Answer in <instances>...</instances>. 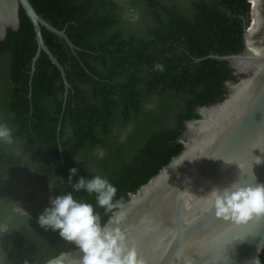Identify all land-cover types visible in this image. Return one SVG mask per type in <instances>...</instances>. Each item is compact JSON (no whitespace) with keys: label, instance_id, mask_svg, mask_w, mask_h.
<instances>
[{"label":"trees","instance_id":"obj_1","mask_svg":"<svg viewBox=\"0 0 264 264\" xmlns=\"http://www.w3.org/2000/svg\"><path fill=\"white\" fill-rule=\"evenodd\" d=\"M30 1L76 48L42 27L70 83L65 96L61 72L44 51L32 69L37 40L22 8L19 30L0 39V124L13 137L0 141L4 264H45L78 248L38 218L79 176L100 175L117 188L111 209L96 208L104 224L183 150L185 122L201 118L196 109L221 100L226 83L240 77L211 56L243 50L250 11L249 0ZM130 10L136 18L125 16ZM73 196L95 206L94 193Z\"/></svg>","mask_w":264,"mask_h":264},{"label":"water","instance_id":"obj_2","mask_svg":"<svg viewBox=\"0 0 264 264\" xmlns=\"http://www.w3.org/2000/svg\"><path fill=\"white\" fill-rule=\"evenodd\" d=\"M256 4L258 18L250 30V1L243 50L211 56L227 61L239 79L226 83L221 100L196 109L201 118L185 122L183 150L130 193L104 223L120 229L124 243L136 249L143 264H264V215L246 222L226 219L216 214L208 198L214 186L264 184V0ZM20 8L36 34L32 69L44 51L59 68L67 96L70 83L65 69L48 47L42 27L63 37L73 50L76 46L30 0H0V39L9 29L19 30ZM62 253L57 256L61 264H80L79 248Z\"/></svg>","mask_w":264,"mask_h":264},{"label":"clouds","instance_id":"obj_3","mask_svg":"<svg viewBox=\"0 0 264 264\" xmlns=\"http://www.w3.org/2000/svg\"><path fill=\"white\" fill-rule=\"evenodd\" d=\"M155 67L163 70V65L157 64ZM0 141L9 144L13 142L11 129L4 124H0ZM256 162L259 163L260 158ZM76 172V167L69 170V181L73 180ZM71 188L72 191L49 200V206L38 218L39 224L46 229L58 231L62 239L73 242L82 252L80 264H143L138 259L136 249L128 248L124 243L125 237L120 229L102 224L100 214L96 211L97 207L108 210L114 206L113 198L117 188L100 175L90 179L79 176ZM81 190L95 194V206L74 198L73 192ZM208 198L216 214L226 219L230 217L236 222H246L253 216L264 215V184L232 183L223 188L214 186ZM118 221L119 217L115 222ZM109 222H113L112 218ZM0 264H4L2 258ZM25 264L28 262L25 261ZM47 264H61V260L58 257L52 258Z\"/></svg>","mask_w":264,"mask_h":264},{"label":"flooded vegetation","instance_id":"obj_4","mask_svg":"<svg viewBox=\"0 0 264 264\" xmlns=\"http://www.w3.org/2000/svg\"><path fill=\"white\" fill-rule=\"evenodd\" d=\"M251 2H252V5H253V7H255L254 5V1L253 0H250ZM125 16H133L134 18H136V15L132 12V10H130V11H127L126 13H125ZM28 190H33L32 189V187L31 188H29ZM24 203H23V201H22V199H19V200H17V201H15V205L16 206H14V209H15V211L16 210H20L21 208H22V206L21 205H23Z\"/></svg>","mask_w":264,"mask_h":264},{"label":"bare ground","instance_id":"obj_5","mask_svg":"<svg viewBox=\"0 0 264 264\" xmlns=\"http://www.w3.org/2000/svg\"><path fill=\"white\" fill-rule=\"evenodd\" d=\"M252 3V2H251ZM254 9H253V15H252V24L250 26V30H253L258 18V10H257V4H256V0L254 1ZM253 7V6H252ZM254 25V26H253Z\"/></svg>","mask_w":264,"mask_h":264},{"label":"rangeland","instance_id":"obj_6","mask_svg":"<svg viewBox=\"0 0 264 264\" xmlns=\"http://www.w3.org/2000/svg\"><path fill=\"white\" fill-rule=\"evenodd\" d=\"M253 1H255V0H253ZM252 4V3H251ZM254 26V25H253Z\"/></svg>","mask_w":264,"mask_h":264}]
</instances>
